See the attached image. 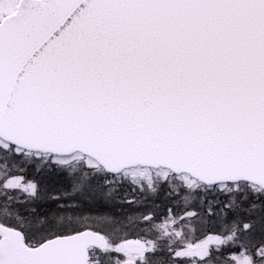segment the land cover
Wrapping results in <instances>:
<instances>
[{
  "label": "snow or ice",
  "instance_id": "obj_1",
  "mask_svg": "<svg viewBox=\"0 0 264 264\" xmlns=\"http://www.w3.org/2000/svg\"><path fill=\"white\" fill-rule=\"evenodd\" d=\"M0 264H264V0H0Z\"/></svg>",
  "mask_w": 264,
  "mask_h": 264
}]
</instances>
